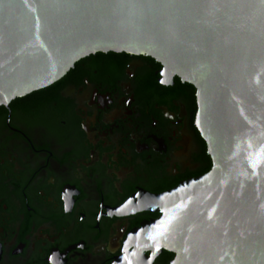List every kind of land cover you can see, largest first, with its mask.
<instances>
[{"label": "water", "instance_id": "obj_1", "mask_svg": "<svg viewBox=\"0 0 264 264\" xmlns=\"http://www.w3.org/2000/svg\"><path fill=\"white\" fill-rule=\"evenodd\" d=\"M96 52L146 55L195 89L208 172L147 199L114 264H264V0H0V105ZM150 251V255L144 254Z\"/></svg>", "mask_w": 264, "mask_h": 264}, {"label": "flooded vegetation", "instance_id": "obj_2", "mask_svg": "<svg viewBox=\"0 0 264 264\" xmlns=\"http://www.w3.org/2000/svg\"><path fill=\"white\" fill-rule=\"evenodd\" d=\"M196 110L192 85L123 52L0 105V264H114L134 250L160 218L146 198L211 168Z\"/></svg>", "mask_w": 264, "mask_h": 264}]
</instances>
